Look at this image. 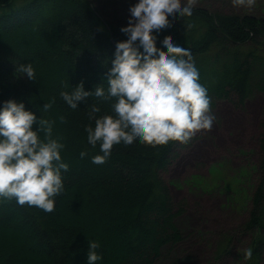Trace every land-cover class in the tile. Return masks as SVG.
<instances>
[{
	"label": "trees",
	"instance_id": "1",
	"mask_svg": "<svg viewBox=\"0 0 264 264\" xmlns=\"http://www.w3.org/2000/svg\"><path fill=\"white\" fill-rule=\"evenodd\" d=\"M134 2L0 0V102L23 100L37 117L54 120V135L62 138V157L70 165L53 211L18 204L15 198L0 201V264H85L88 242L97 245L99 264H157L163 243L181 241L171 220L183 207L161 176L179 141L113 146L108 160L98 165L91 157L99 145L88 143L85 125L91 122L92 104L110 112L111 101L91 96L73 109L60 96L81 81L86 90L101 82L107 86L116 41L127 38L121 26L128 23ZM164 39L190 49L211 110L232 93L241 103L257 92L264 95V16L195 5L191 16L174 18L170 30L159 35L156 51H163ZM29 61L36 80L15 72V64ZM53 97L50 109L41 108ZM262 128L261 176L241 227L252 235V256L245 253L242 264H260L264 254V120ZM85 149L88 155L81 158ZM159 226L166 237H157Z\"/></svg>",
	"mask_w": 264,
	"mask_h": 264
},
{
	"label": "clouds",
	"instance_id": "2",
	"mask_svg": "<svg viewBox=\"0 0 264 264\" xmlns=\"http://www.w3.org/2000/svg\"><path fill=\"white\" fill-rule=\"evenodd\" d=\"M196 2L135 0L129 6L128 23L121 26L127 38L116 41L107 86L101 82L86 90L81 81L61 90L60 96L73 109L91 96L111 101L110 112L102 113L99 104L90 106L87 141L93 148L99 145L93 163L104 164L113 146L187 143L198 131L212 128L217 116L190 49L164 39L159 44L163 51H156L159 35L170 30L174 18L191 16ZM15 65L17 76L36 80L32 62ZM54 101L55 97L41 108L50 109ZM54 124L37 117L23 100L0 102V201L15 198L21 205L54 210L56 197L65 191L63 174L70 168ZM87 155V149L80 152L81 158ZM96 253L97 245L88 242L85 264H99ZM251 256L252 250L247 249L245 258Z\"/></svg>",
	"mask_w": 264,
	"mask_h": 264
},
{
	"label": "rangeland",
	"instance_id": "3",
	"mask_svg": "<svg viewBox=\"0 0 264 264\" xmlns=\"http://www.w3.org/2000/svg\"><path fill=\"white\" fill-rule=\"evenodd\" d=\"M195 5L264 16V0H197ZM231 95L212 109L217 120L210 130L178 142L176 157L162 172L175 203L183 207L176 221L171 220L182 239L174 246L163 243L157 264H242L252 235L241 227L261 176L264 95L257 92L244 103ZM166 236L167 230L159 226L157 237Z\"/></svg>",
	"mask_w": 264,
	"mask_h": 264
}]
</instances>
